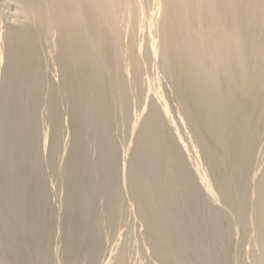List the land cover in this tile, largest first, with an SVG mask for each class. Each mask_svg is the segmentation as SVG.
<instances>
[{
  "label": "bare ground",
  "instance_id": "1",
  "mask_svg": "<svg viewBox=\"0 0 264 264\" xmlns=\"http://www.w3.org/2000/svg\"><path fill=\"white\" fill-rule=\"evenodd\" d=\"M6 3L10 6L15 5L17 9L10 17L6 16L9 20L4 15V4ZM0 63L2 65V68L0 67V102L6 107L5 116L1 118V123L5 126L7 124L11 125L9 131H7V128L3 135L2 133L0 134V145L3 148L7 146V148L11 149L14 146L16 147V145L20 146L17 148H21V144H26L27 147L28 142H30V134L36 131V126L38 127L36 115L39 113L38 106L42 101L48 103V105L47 103L45 104L49 106L47 113L49 121L51 120L50 122H52L51 128L54 129L53 131L63 128L64 119L61 118L62 110L60 107L63 108V103H67L69 107V117L65 119L66 122L64 123L72 131V149L71 145L69 148L73 151V158H70L67 169L72 175L79 173L78 176H80L77 177L76 183L69 187V196L74 197V199L79 198L80 204L79 206L77 205V210L74 206H70L65 214L63 222L65 223L64 244L66 245L63 248V255L60 258L58 257L53 264H109L111 261V259L110 261L102 260V262L100 259L98 260V255L101 251L100 238L102 234L100 233H102L101 228L103 229V219H101L103 212L99 208L98 211L100 212L97 213V202L99 201H96V199L98 200L97 196L106 188L102 184L104 180L103 182L101 181V185L96 180H93L92 177L95 173H104L109 163L100 162L102 159L99 163H97V160L94 163L88 162L85 165L87 167L85 168L86 172L84 170L82 172L81 166H83V160L86 157L83 154L85 158L81 159L79 155H76V152L80 151L85 145H90V148L91 146L95 147L99 141L104 147L108 145V141L110 143L108 135L109 132L111 133V129L114 128L110 129L112 118L114 119V115L117 113L121 115V112L123 114L128 112L130 100L134 99L133 96L131 99L132 92L135 91L134 89L132 90L133 87L139 88L141 84L146 85V95L148 96H145L147 100H149L148 97L150 98V102H146L147 105L145 104L146 107H144L147 111L145 112L146 118H144L145 120L142 124L139 123L140 129H137L139 132L137 133V146L135 147L138 150H135L144 151L145 154L151 153V158L149 157L148 160L154 163H159L163 152L172 147L178 148L177 150H180L183 157L187 154L189 146L184 141L186 139L183 140L179 131L175 132L176 126L172 122L173 119H171L174 107L171 105L170 96L163 89L159 91L161 87L163 88L162 78H166V82L168 81L171 85V90L174 93L172 96L175 97L180 105L177 113L180 115L183 126L188 127L190 133L193 134L194 140H192V137L190 140L193 141L194 147H197V152L199 151L200 153L198 155L203 158L205 163L203 165L204 171L201 166H198V172L196 173L194 172L195 169L194 171L191 170L192 174L196 176V187L202 191L204 198L210 202L221 201L225 206L229 207L239 203V205L237 204L236 213L241 215L246 202H249V200L247 201V196H245L244 192L247 185L242 187L239 184V178L245 174L248 176L251 171L256 172V179H258V182H256L257 201L255 199L256 203H254L255 213H258L259 219L257 223H259L260 228L256 245H259L258 247L262 249L257 257L254 258L258 264H264V168L262 170L261 167L263 166H259L261 169L259 168L258 171L262 170V172L257 173L258 158H256V165L253 163L254 150L257 146L259 147V142L264 143L261 140L264 136V0H0ZM153 69L156 72L150 75L149 71ZM154 83H158L161 87L158 84L156 87L153 86ZM164 84L166 83L164 82ZM146 86L144 89H146ZM141 87L140 90L143 89ZM137 90L139 91V89H136L135 92L138 94ZM139 114L137 113L136 117L137 115L140 117L141 115L139 116ZM37 117H39V114ZM115 121L116 119L114 123ZM44 133H47V131ZM59 134L60 131L56 135V143L53 140L56 146L55 150L60 147V143H58V141H61ZM51 135L54 138V134L52 133ZM45 136L48 139L50 135L47 133ZM45 136H42V138ZM46 137L43 139H46ZM50 139L51 137H49ZM32 141L30 142L31 144L33 143ZM45 141L44 143L46 144ZM50 142L52 145V139ZM181 143L184 146H182L184 151L181 149ZM193 145L190 147H193ZM262 145L264 147V144ZM51 149L54 150V147ZM111 151L112 149L107 150L106 154ZM113 151L115 150L113 149ZM100 153L101 156L104 154ZM110 154L112 155V152ZM28 156H21V158L18 156L19 158L16 157L12 160L13 162L10 161L12 162L13 167L11 166V169L13 170L16 169L13 163L22 165L20 166L21 168H17L19 170L16 176L13 175L14 178L10 177L12 180L9 181L8 190H6V192L9 190L13 192L15 197L17 195V199L15 198L14 200L15 208L17 209L11 210L12 208L10 207L11 209L7 211L10 214L12 213L11 215L15 220L22 218L19 228L22 233L25 232V224L28 225V222L26 223L28 221V219L26 220L28 217L26 212L29 211L30 213L31 211L32 214H35L38 209L47 207L49 202L48 195L41 182L36 181L40 170L39 164H35L38 159L33 155L30 158ZM137 156L139 157V155ZM261 156H264V154ZM260 158L263 161V157ZM171 159L173 158L171 157ZM184 160L186 161L185 157ZM30 163H34L37 168H32ZM172 164L174 163L171 162ZM253 164L255 167L252 169ZM124 165L126 166V164ZM22 166L30 169L27 170L23 167L25 169L24 172ZM155 166L158 167L156 164ZM181 171L183 172V170ZM181 171H179L180 174ZM10 172L12 173V171ZM132 174H134L133 182L139 189H136L135 197L137 196L141 200L142 190L140 189H143V187L150 189L152 182L143 179V177L141 178V174L139 177L136 171ZM150 174L152 175V173ZM176 175L173 176L175 178L179 176ZM253 176L255 177L254 174ZM179 180L182 181V179ZM162 181H159L160 184ZM180 182L178 185L183 183V181ZM193 182L194 180L191 183ZM172 183L174 182L172 181ZM164 185L166 184L164 183ZM164 185L161 186L164 187ZM172 185L171 187L175 189ZM189 188L191 187L189 186ZM240 188L243 189L242 192L239 191ZM116 189L117 186L113 185L111 189L113 192L110 193L107 204V213L114 216L119 211V197ZM1 191L3 190L1 189ZM175 192L173 196H175ZM102 194L104 195V193ZM160 194L163 195V193ZM189 195L192 196V194ZM199 196L201 197V194ZM154 200L149 201V210L146 208L147 206L145 207L148 211L145 216L148 218H146L149 227L148 231L155 239L153 246L155 247L154 252L157 262L148 263L185 264L189 262L187 258L185 262L184 257V259L180 258L183 261L178 260V257L174 258L177 252L182 255L191 250L190 245L188 243L183 244L179 238L176 240L169 239L172 236V228L170 229L169 226L165 227V223L170 212L166 213V216L165 214L157 216L156 212L158 210L156 208L158 205ZM196 203L194 202L193 204ZM160 204L162 205V203ZM144 205L142 202V209H145ZM161 205L160 208L163 207ZM192 207L194 206L192 205ZM204 207H206V204ZM211 207L210 210L212 209ZM102 209L104 211L103 207ZM204 209L206 208L202 210L204 211ZM214 209L216 210V208ZM207 210L209 211V208ZM215 210L212 209L213 214ZM150 211L152 212V214L150 213L151 216H149ZM205 213L203 212V214ZM209 213L211 215V212ZM37 214L36 216H38ZM218 214L219 212L215 213L216 216ZM3 215L5 214L3 213ZM105 216L108 217V215ZM178 216L180 217V215ZM168 217H170V214ZM182 217L185 220L183 215ZM173 221H176V219ZM204 224L206 225V221ZM176 225L175 227L177 228L178 226ZM199 225L198 223L197 226ZM181 229L180 231L184 235V229ZM195 229L193 230L194 232L200 231V229H198L199 231ZM176 230L178 231V229ZM209 231L208 229L207 234ZM117 233L119 232L117 231ZM177 233L181 234V232ZM205 233L201 237V239L204 238L203 240H206ZM189 234L191 235V233ZM18 235L20 236L19 233ZM39 236L42 237L43 234ZM185 236L187 237V235ZM172 238L175 237L172 236ZM13 240L12 242L14 243L15 239ZM210 240H213V237ZM14 245L10 241L7 244L0 242L1 253L6 252L8 254L7 257L1 256L3 259L0 260V264H14L13 258L21 250L18 247L15 248L16 245ZM205 245L207 246V244ZM206 246L203 248L202 256L198 255L196 258L200 257L196 261L197 264L215 263L213 261L215 259L214 255H211L213 259L205 258L206 255L209 256L210 252ZM34 247V251L39 249L37 245ZM25 249L27 248L25 247ZM112 252L111 249L110 253L113 255ZM217 255H220V253ZM36 256L37 254L34 257ZM187 256L191 255L187 253ZM111 257L113 258V256ZM122 257L116 259L117 261H113V263H125H122ZM43 263L47 264L44 260ZM113 263L111 261L110 264Z\"/></svg>",
  "mask_w": 264,
  "mask_h": 264
},
{
  "label": "rangeland",
  "instance_id": "2",
  "mask_svg": "<svg viewBox=\"0 0 264 264\" xmlns=\"http://www.w3.org/2000/svg\"><path fill=\"white\" fill-rule=\"evenodd\" d=\"M6 5H7V3L4 4V9H5L4 10V13H5L4 15H5V17L6 16L7 17L8 16L10 17L12 14L15 13L14 11L17 10V9H16V6L15 5H11V6L10 5H7L6 6ZM7 17H6V19H8ZM1 66L2 65L0 63V67ZM1 68H0V75H1ZM149 72H150V75H151V73H153V72L155 73L156 71H154V69H153V70H150ZM162 79H163L162 80V82H163L162 83L163 88L158 83H154L153 86L156 87V86L159 85L161 87V88L159 87L160 88L159 91H162V89H163L164 92L167 95L170 96L169 99H170L171 105L174 107V110H173L172 115H171V117H172L171 119H173L172 122H174V125L176 126V129L174 128L175 129V132L177 133V131H179L180 134H181V136H182V138H183V140L186 139L187 141L186 140H184V141L189 146V150L187 151V154L184 155L186 161L184 160V157L182 156V153L180 152V150H177L178 148H175V147H172L171 149H168V150H166V151L163 152V156L164 157L162 156L160 158V160H159L160 161L159 162L160 164L159 163H154V162H151V161L148 160L149 157L151 158V155H150L151 153H146L147 154L146 155L144 151H136V150H138L135 147V146H137V138H138L137 133L139 132L138 130L140 129V124H142V122L145 120L144 118H146L145 117V115H146L145 112H147V111L145 110L146 108H144V107H146V105H147L146 102H150V98L149 97H148L149 100H147V97H146V96H148V95H146L147 94V86L145 85L146 86V89H144V87H145L144 84H141L139 86V88H137V87H135V88L133 87L132 88V90L134 89L136 91V89H139V91L137 90L138 91V94L135 91L132 92L131 99L134 97L135 102H134V99L133 100H130V106H129L130 108H129L128 112L124 113L125 115L127 114L126 115L127 117L123 114V112H121L122 117H121L120 113L119 114L117 113L116 115H114V119L112 118V122H111L112 125H110V129L112 127H114V128L111 129V133L112 134L109 132V135H108V138L110 139V143L108 141V145L104 147L103 144L99 141L100 143L98 142V144L95 147L94 146H91V148H90L89 147L90 145H85V146H83L84 148L82 147L80 149V151L78 150L76 152V155H79V158L84 159L86 157L85 160H83V162H84L83 163V166H81L82 167L81 168L82 169V172H84V171L86 172V169L85 168H87V167H85V165H87L88 162H93L94 163V161L97 160V163H99V161L102 159L100 162L105 161L106 163H109V164H107L108 165V168L106 169V171L104 173L103 172H98V173H95L92 176L93 177V180H96V182L98 184H101L103 182V180H104V182L102 184H104V187L106 188V189L103 190L104 192L102 191V193H104V195L102 193L101 194L99 193L100 195L97 196L98 200L96 199V201H99V202H97L98 203V205H97V208L98 209H96L97 213H99L100 211L103 212V215H102L103 217H101V219H103V221H102L103 223L101 222L103 224L102 225L103 229L101 228V232L102 233H100V234H102L101 235V238H103V239L100 238V240H101L100 241V243H101V251H100V253L98 255V260L100 259V261L102 262V260L103 261L104 260L105 261H108V260L110 261V259H111V261L113 263V261L116 262L117 261L116 259H119L121 256H123L122 257L123 258L122 263L125 262L123 264H139V263H141V264H147L148 262L149 263L157 262V260L155 259V252H154L155 251V247L153 246L155 244V242H154L155 239H154L153 236H151L152 234L149 233L150 231H148L149 230L148 229L149 227H148V222L146 220L147 216H145V213H148L147 209L148 210L150 209V207L148 205L149 204V201L154 200V198H156V199H159V200H156V199L154 200V201L157 202V205H158L157 208H156L158 210L157 211L158 214L156 212V215L159 216L160 214L161 215H164L165 214V216H166L170 212L169 213L170 214V217H168L169 214L167 215V218H166V221L167 222L165 223L166 224L165 227L166 226H169L170 229L172 228L171 229L172 230L171 234L175 238H172V236L170 234L171 237L169 239L176 240L177 238H179L183 244H187L188 243L190 245V248H191V250H189L187 252L188 255H191V256H187V253H184V254L181 255L180 252H177V253H175V257L174 258H177L178 257V260L183 261L180 258H183L184 257L185 259L184 258L183 259H184L185 262L188 259V261L190 262V264H197L196 261L200 257L198 259H196V258L198 257V255L199 256H202L201 254H202V251L204 250L203 248H205V246H206L205 244H207V246L209 248L207 246H206V248L210 252H209V256L206 255L205 258H212V256L214 255V258L215 259L212 258L213 261L215 262L214 264H237V263L238 264H258L257 261H256V259L254 257H257L258 253L261 252V249L262 248L261 247L259 248L258 247L259 245H256V240L258 241L257 235H259V232H260L259 231L260 230L259 223H257V222H259L258 221L259 220L258 219V213H255V203H256L255 202V199L257 201V196H256V189H257L256 185H257V183L256 182H258V179H256L257 178L256 172L255 171H251L248 174V176H247V174H245V175H243V176H241L239 178V184L242 187H245V185H247L244 192H245V196H247V201L249 200V202H246V206L243 208V210H242L243 213H241V215H238L236 213V208L238 207L239 203H236L235 205H231L233 207H231V206L229 207V206H225V204L223 202H221V201H217V202H212L211 201L210 202L208 199L204 198L203 193H201L202 191L199 190V188L196 187V180H195L196 179V176H194L192 174L191 170L194 171V169H195L194 172L196 173V172H198V169H197L198 166H201L202 169H203V165L205 163L203 161V158L199 156L200 153H199V151L197 152V150H198L197 147L195 148L194 145H193V141H192V140H194L193 139L194 138L193 137V134L190 133V130L188 129V127L183 126V124L181 122L180 115H178V113H177L178 112V109H180V105L176 101L175 97L172 96V95H174V93L171 90L172 89L171 85L168 83V81L166 82V80H167L166 78H162ZM164 82L166 84H164ZM140 87L143 88V89L140 90ZM169 87H170V89H169ZM166 89L171 90V91H168ZM1 103L2 102H0V105H1ZM45 103H47V102L46 101H42L39 104V106H38V110H39V113L38 114H39V117H37L38 114L36 115V120H37L38 127L36 126V131L35 132H32L30 134V136H29L30 139L34 140V141H32V140L29 139L30 142L32 141L34 143V145H33V143L31 144L30 142L27 141L30 144L29 145L27 143L28 144L27 147L29 146V148H30L33 145L34 148L31 147L30 148L31 150H30L29 148L26 147V144H23L25 148L21 144V146L23 148L22 147L21 148H17V147H20V146L19 145H16V147L14 146V148L12 147L11 149L10 148H7V146H5V145H4L5 147L3 148V146L0 145L1 146V149L4 150V151L2 150V152H1V149H0V180H1L0 181V204H1L0 205V211L2 210L0 212V213H2V214H0V232H1L0 233V242L2 244H7L10 241V243L13 244V245L15 243V245H16L15 248L18 247L19 249H21L20 252L22 254L19 252V254L18 255H15V257L13 258L14 264H22V263L23 264H29V263L30 264H33V262H34V264H42L43 263V260H44L45 263L47 262V264L48 263L49 264L55 263L57 261L58 257L60 258L63 255V248L65 247L64 245H66V244H64L65 243L64 242L65 241V238H64L65 223L63 222L65 220V214H66V212H67V210H68V208L70 206H74L75 209L77 210V208H78L77 205L79 206V204H80V199L79 198L78 199L76 198L77 199L76 200V199H74V197H70L69 196V191H70V188L69 187H72L76 183L77 177H80V176H78L79 173L72 175L71 173H69V170L67 169L68 168V162L70 161V158L71 157L73 158V151H71V149H72V140L71 139L73 138L72 131L67 126V124L64 123V122H66L65 119H67L69 117V115H68V113H69L68 112V108L69 107H68L67 103L66 104H64L63 102H62L63 104L61 103L62 106H63V108L60 107L61 110H62L61 118L64 119L63 120L64 121L63 122V128L61 130H60V128H58V131H57V129H55V131H53L54 129L51 128L52 127V125H51L52 122H50L51 120L49 121V116H48V113H47L49 111V108H48L49 106H47L48 103H47V105ZM3 105L4 104L2 103V105L0 106V128L3 125L1 123V120H2L1 118L3 116H5V112H6L5 111L6 110V107H4ZM137 113L138 114L141 113V114H139V116L140 115L141 116L138 117V115H137V117H136V114ZM142 113H144V114H142ZM124 117H126V118H124ZM115 119H116V121L114 123V120ZM135 119H137L138 121L140 120V121L139 122L137 120L135 121ZM119 121L122 122V123H120ZM116 123H118V124H116ZM7 125H8V127H7ZM7 125L6 126L5 125L2 126V128L0 129V134L2 133V135H3L5 133V131H6L7 128H8L7 131H9V129L11 128V125L10 126H9V124H7ZM132 126H133V129H135V127H136V129L133 130L132 129ZM182 126H183V128H182ZM137 127H139V128H137ZM187 129H188V131H186ZM50 130H52L53 132L50 131ZM46 131H47L48 135H50V136H48V139L46 137L47 135L45 136V134H47V133H44ZM59 131H60L59 137H60V140L61 141H58V143H60L59 144L60 147H59V149H56L55 150V147L56 146L54 144L56 143V140H57L56 135L59 133ZM50 133L51 134L52 133L54 134V138H53V136ZM42 134H44V135H42ZM42 136H45L46 139H43L45 137L42 138ZM49 137H51L52 143H53L52 145H54V146L51 145V142H50L51 139L49 140ZM191 137H192V140H190ZM45 140H47V141H45ZM53 140L55 141V143L53 142ZM261 140H262V142H264V136H263V139H261ZM0 141H1V138H0ZM44 141L46 142V144L44 143ZM188 142H190V143H188ZM260 143L261 142H259V144L257 143L259 145V147H261V145L264 144V143H261V144ZM191 144L193 145V147H190V146H192ZM70 145H71V149L69 148ZM182 146L183 145L181 143V149L183 150V147L184 146L183 147ZM53 147H54V150L51 149ZM259 147L257 146L256 149L254 150V157H253V161H254L253 163L255 165H256L255 162H257V159L256 158H258V162H257V165H256V167L258 166L257 167V173H261L262 170H263V168H264V164H263L264 163L263 162L264 161V156H261V155L264 154L263 153L264 152V149H263L264 147H263V145H262L261 148H259ZM57 148H58V146H57ZM109 149H112V151H111L112 152V155L110 154L111 152L109 153L110 155L108 153H107L108 155L106 154V151L109 150ZM113 149L115 151H113ZM51 150H53V151L51 152ZM70 151L72 152V155H71V152ZM192 151H196V152H193L195 154H193ZM53 152H54V154H53ZM56 152H58V153H56ZM69 152H70V154H69ZM100 152H102V154L103 153L104 154L101 156V153ZM13 153H14V155H12ZM188 153L190 154V156H189ZM26 154L29 155L28 158L32 157V155H33V156H36L37 159H38V162L35 163V164H39L38 166H39V169L40 170L38 171V174H37V176L39 175V177L36 176L37 177L36 178V181L39 182V183L41 182L44 190L46 191V193L48 195V201L49 202H48L47 207H44V209H40V210L38 209V211H36L35 214L33 213L34 216L31 213V211H30V213H29V211L26 212L28 214V217L26 218V220L28 219V221H26V223L28 222L27 223L28 225L25 224V227H26L25 228V232L23 231L24 233H22L21 231H19V228H20V225H21V222H22V218H18V219L15 220L14 217H12V215H11L12 213L10 214V212L7 211V210H10L11 208H12L11 210L17 209V208H15V203H14L15 202L14 201L15 198L17 199V195L15 197V194L13 192H11L10 190H9L10 192L9 191L6 192V190H8L9 181L12 180L11 178H14L13 175L16 176V174L18 173V170L19 169L17 170V168H21L20 166L22 165V164H17V163L15 164V163H13L15 165V167H16V169L13 170V169H11V166H12L11 163L13 162L12 160H14L18 156L20 158H21V156L27 157ZM83 154L85 155V157L83 156ZM144 154H145V156H144ZM104 155H106L107 158L104 157ZM137 155H139V157ZM147 156H148V158H147ZM259 156L260 157H263V161H262V158H260ZM171 157L173 159L174 158L175 159L173 160V159H171ZM92 158H94V160H92ZM10 161H12V162H10ZM161 161H163V162L165 161V162L163 163ZM142 162H143L144 165L142 164ZM168 162H169V164H168ZM171 162H173L174 164L171 165ZM152 163H154V164L152 165ZM176 163H177V165H176ZM30 164H31V167L32 168H37V167H35L34 163H30ZM124 164H126V166ZM155 164L158 165L159 168L157 166H155ZM254 164L252 166V169H253V167H255ZM111 165H112V167H111ZM25 166L27 167L28 165H25ZM25 166H22V170H24V172H25V169H27V170L30 169V168H26ZM153 166H154V168H153ZM164 166H165V169H164ZM259 166L260 167L263 166V167H261L262 170L260 172L258 171L259 168H260ZM23 167H25V169ZM8 168H9V170H8ZM158 169H161V170H158ZM179 169L183 170V172L181 170H179ZM134 170L136 171V174L138 173L137 174L138 176L141 174L140 175L141 178L143 177V179H146L149 182H152L151 183L152 187L150 186V189L147 188V187H143V189H140V190H142V192H141L142 194L140 195V197L142 196L141 197V200L137 196L135 197V194H136V191H137L136 189H138V188H137L135 182H133V175L134 174H132V173L135 172ZM9 171H12V173L10 172L12 174V176L9 173ZM15 171H17V172H15ZM111 171H113V173H111ZM160 171H162V172H160ZM179 171H181V174L179 173ZM203 171H204V169H203ZM150 173H152V175ZM6 174H8V175H6ZM130 174H132V175H130ZM157 174H159V175H157ZM175 174H177V175L180 174V175L179 176L176 175L177 177L175 178L174 177ZM253 174L255 175V177L253 176ZM164 175H166V176H164ZM6 176H7V178H6ZM146 176H148V177H146ZM159 176H161V177L158 178ZM4 178H6V179H4ZM153 179L157 183H155ZM179 179H182L183 183L178 185V183L181 181ZM158 180L159 181H162V180L164 181L165 180L164 183L166 185H164V183L162 184L163 181L160 184V182ZM191 180L192 181L194 180V182L191 183L192 182ZM255 180H257V181H255ZM168 181H170V182H168ZM172 181L174 183H172ZM154 184H156L155 187H154ZM171 184H173L172 186L175 187V189L171 187ZM113 185L114 186H117L116 193H117V195L119 197V199H118L119 211L116 213L115 216L114 215H110L109 213H107L108 212V209H107L108 199H109L110 193L113 192L111 190L113 188ZM161 185H164V187L161 186ZM189 186L191 188H189ZM132 187H133V189H132ZM161 187H163V188H161ZM4 188H5V190H4ZM1 189L3 191H1ZM146 189H148V190H146ZM186 189L187 190L189 189V190L187 191ZM241 189L242 188H240V190H239L240 192L243 191V189L242 190ZM161 190H163V191L161 192ZM193 190H194V192H193ZM165 191H167V192H165ZM175 191H177L178 193L175 192ZM174 192L176 193L175 196H173ZM246 192H247V194H246ZM160 193H163V195L160 194ZM189 194H192V196L189 195ZM194 194H195V196H193ZM200 194H201V197L199 196ZM184 197H185V199H184ZM202 199H203V201H202ZM181 200H184V201H181ZM141 201L145 204L143 207L145 208L147 206L146 207L147 209L146 208L145 209H142V207H141L142 202ZM159 201H161V202H159ZM194 202L195 203L197 202L200 205H198L197 203L196 204H193ZM160 203H162V205ZM178 203H180V204H178ZM183 203H185V204H183ZM204 203L206 204V207H204L205 206ZM176 204H178V205H176ZM7 205H8V207H7ZM137 205H138V208H137ZM160 205H161V207L162 206L163 207L160 208ZM192 205L194 207H192ZM101 206L104 208V211H103V209H102ZM105 207H106V209H105ZM173 207H174V209H172ZM210 207L213 210H215L214 208H216L214 214L212 212V209L210 210ZM45 208H47V209H45ZM99 208H101L100 211H98ZM203 208H206V209H204V211H203L202 210ZM207 208H209V211L207 210ZM169 209H171L173 213ZM151 211L149 212V216H151V214H152ZM181 212H183V213H181ZM198 212H200V213H198ZM203 212L204 213L207 212V213L203 214ZM209 212H211V215H210ZM218 212H219V214L217 215L218 216L217 217L215 215V213L217 214ZM3 213L5 215H3ZM7 213H9V214H7ZM36 214L38 216L39 215L40 216L38 217V216H36ZM1 215H3V216H1ZM105 215H108V217L105 216ZM178 215H180V217ZM182 215L184 216V219L185 220H183ZM5 216L6 217L8 216L10 219L8 217L6 218ZM202 216H203V218H202ZM209 216L211 218L210 220H209ZM104 217H106V218H104ZM177 217H179V218H177ZM221 218H222V220H221ZM35 219H37V220H35ZM175 219H176V221H173ZM177 219H179V220H177ZM181 219H182V221H180ZM107 220H108V222H107ZM30 221L32 222V224H31ZM205 221H206V225L204 224ZM113 222H114V224H113ZM176 222L177 223L179 222V223L177 224ZM181 222H182V224L185 222L184 223L185 224V227H184V224L183 225L180 224ZM107 223L110 224V225H108ZM198 223L200 224L199 225L200 227L197 226ZM213 223H215V224L213 225ZM175 225L178 226V227L176 228ZM179 225H181V226H179ZM188 226H189L190 229L188 228ZM207 226H209V227H207ZM123 227H125V228L123 229ZM34 228H35V230H34ZM175 228L178 229V231ZM181 228L184 229V235H183L182 231H180ZM186 228H188V229L186 230ZM29 229H31L32 231L31 230L29 231ZM194 229L197 230V231H199L198 229H200V231L202 230L204 233L206 232L205 233L206 234V238L205 239L207 240V242H206V240H203L204 238L201 239V237L204 236V233L202 231L201 232L200 231L199 232H196V231L194 232L193 231ZM203 229L204 230L206 229V230L204 231ZM208 229L211 231V233L213 232V234H211L210 231L207 234ZM212 229H213V231H212ZM7 230L8 231L10 230L11 232L10 231L8 232ZM117 231L119 233H117ZM185 231H186V233H185ZM17 232L20 234V236L18 235ZM33 232H35V233H33ZM177 232H181V234L180 233H177ZM9 233H10V235H9ZM189 233H191V235ZM198 233H199V235H197ZM200 233H201V235H200ZM42 234H43L42 237L39 236V235H42ZM209 234H210V236H209ZM185 235H187V237ZM188 235H190L189 236L190 238L188 237ZM223 235H224V237H223ZM26 236H28L27 238H28L29 242H28ZM43 237H45V238H43ZM193 237H196V238H193ZM210 237L211 238L213 237V240L214 241L213 240H210L211 239ZM192 238H193V240H191ZM13 239H15V242L14 243L12 242ZM186 241H188V242H186ZM31 244H32L33 247L31 246ZM35 245H37V247L39 248L37 250L38 252L36 250L34 251V249H35L34 246ZM194 245H195V248H194ZM24 246L27 249H25ZM24 249H25L26 252L24 251ZM111 249L113 251L112 252L113 255L110 253L111 252ZM40 250H41V252H40ZM148 251H149V253H148ZM212 251L213 252H216L217 251V252L216 253H213ZM120 252H121V254H120ZM256 252H257V254H256ZM219 253H220V255H217ZM254 253L256 254V256H255ZM1 254L2 253L0 251V260L3 259V257H1V256H4V257L6 256L7 257V255H8L6 252H3L2 255ZM36 254H37V256H39V255L40 256L39 257H37V256L34 257ZM110 254H111V256H113V258L110 256ZM116 255H117V257H116ZM223 255H225V256H223ZM185 256H187V257H185ZM224 257H225V259H224ZM37 258H39V259L37 260ZM189 258H190V260H189ZM16 259H17V261H16ZM151 259H152V261H151ZM46 260H48V261H46ZM51 261H53V262H51ZM111 261L109 262V264L111 263ZM140 261H142V262H140ZM189 262H186L185 264H187V263L189 264Z\"/></svg>",
  "mask_w": 264,
  "mask_h": 264
}]
</instances>
